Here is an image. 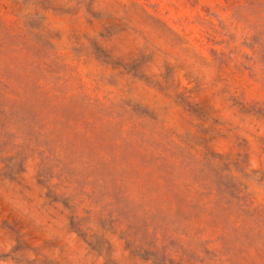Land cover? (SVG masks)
<instances>
[{"label":"rangeland","instance_id":"obj_1","mask_svg":"<svg viewBox=\"0 0 264 264\" xmlns=\"http://www.w3.org/2000/svg\"><path fill=\"white\" fill-rule=\"evenodd\" d=\"M0 264H264V0H0Z\"/></svg>","mask_w":264,"mask_h":264}]
</instances>
